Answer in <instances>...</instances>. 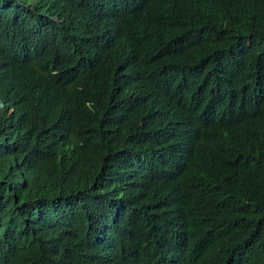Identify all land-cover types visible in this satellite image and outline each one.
<instances>
[{
	"label": "trees",
	"instance_id": "1",
	"mask_svg": "<svg viewBox=\"0 0 264 264\" xmlns=\"http://www.w3.org/2000/svg\"><path fill=\"white\" fill-rule=\"evenodd\" d=\"M248 115L264 0H0V264H264ZM201 134L221 152L188 162Z\"/></svg>",
	"mask_w": 264,
	"mask_h": 264
},
{
	"label": "clouds",
	"instance_id": "2",
	"mask_svg": "<svg viewBox=\"0 0 264 264\" xmlns=\"http://www.w3.org/2000/svg\"><path fill=\"white\" fill-rule=\"evenodd\" d=\"M175 1L176 0H163L165 4L170 6L174 5ZM220 108L228 107L221 104ZM162 109L169 117L174 118L178 122L187 124L194 129L199 130V127L207 125L205 112L200 106L192 104L183 110H179L173 106L171 100L169 99L163 104ZM245 120L247 135L241 149L240 160L243 161V167L245 170L251 171L259 167L260 152L257 147V139H261L264 145V125L258 118L252 115L246 116ZM212 152L218 153L221 151L210 137L201 134V136L194 142L187 161L191 162L194 158H207ZM193 169L199 172H205L204 168L198 164L193 167ZM204 256L213 258L212 263L205 262L204 264H232L213 251L211 253L204 254ZM171 264L180 263L176 262L175 259H172Z\"/></svg>",
	"mask_w": 264,
	"mask_h": 264
}]
</instances>
